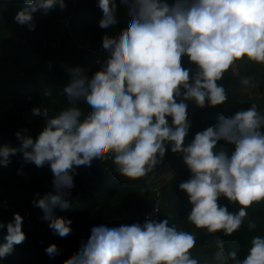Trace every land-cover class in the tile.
<instances>
[{"label":"clouds","instance_id":"1","mask_svg":"<svg viewBox=\"0 0 264 264\" xmlns=\"http://www.w3.org/2000/svg\"><path fill=\"white\" fill-rule=\"evenodd\" d=\"M23 2L14 20L29 30L36 28V13L65 8V0ZM97 6L104 63L90 76L79 65L65 66L70 79L62 91L69 106L52 116L48 107L33 106L31 114L43 118V129L35 138L26 128L17 131V147L0 145V166H9L18 152L24 163L50 166L53 191L37 193L32 204L66 242L72 222L57 210L68 208L78 169L111 158L120 176L136 180L156 169L170 148L191 173L179 184L192 206L187 220L208 233L232 235L247 209L264 201V114L255 104L221 113L186 142L192 127L186 101L200 108L223 105L227 92L217 82L230 68L243 60L264 65V0H119L130 23L115 35L110 30L118 23L116 0H97ZM183 57L195 71L182 65ZM241 83L248 87L251 80ZM221 197L239 210L230 212L218 202ZM23 221L19 212L0 221V229L6 228L0 261L26 240ZM248 227L255 224L249 221ZM195 245V235L168 218L102 224L64 264H200L192 255ZM216 248L214 264H264V235L251 239L243 259L226 251L223 241ZM45 251L54 259L59 249L50 243Z\"/></svg>","mask_w":264,"mask_h":264},{"label":"trees","instance_id":"2","mask_svg":"<svg viewBox=\"0 0 264 264\" xmlns=\"http://www.w3.org/2000/svg\"><path fill=\"white\" fill-rule=\"evenodd\" d=\"M11 1L8 3L0 0V145L17 147V131L26 128L28 134L35 138L44 127L43 118L31 114L33 106L48 107L50 116L69 106L62 91L70 79L65 66L79 65L90 76L102 66L105 56L100 45L103 35V30L99 27L102 10L98 6L94 7L83 0H65L63 10L53 9L47 16L36 13V28L29 30L26 25L15 24L14 20L17 12L25 6L23 0ZM93 1L97 4V0ZM116 3L118 23L115 30H110L113 35L126 31L130 23L126 12L119 8V0ZM65 21L72 31L96 48L95 53L75 57L69 55L61 45L51 46V33H56L60 23ZM10 34H13L15 40L9 37ZM182 65L195 71L196 66L187 57L182 58ZM259 69V65L247 60L237 62V73L230 68L217 82L227 92L228 99L223 105L200 108L194 101H186L192 122L186 142L196 132L215 124L221 113L231 115L255 104L264 114V105L241 91L242 78L250 79ZM225 147L231 149L230 145ZM170 155L167 153L166 157L170 159ZM21 167L22 175L17 174V169ZM78 171L89 176L87 183L83 188L71 190L66 210H57V215L72 222V232L65 242L53 234L48 222L41 219L42 210L32 204L37 193L43 195L49 192L41 180V167H36L34 163H24L22 153L19 152L13 156L9 166H0V192L4 193L0 198H6L7 195L10 204L25 205V210L34 217L32 229L25 232L26 240L16 245L13 252L0 261V264H60V250L54 259H50L45 251L49 244H38L39 230L48 232L50 239L55 238L62 245H73L86 243L95 226L103 224L117 227L145 221L144 214L150 208L153 196L147 176L136 180L120 176L111 158L99 165L93 164L90 170ZM190 175L189 169L184 165L179 170L180 181L168 186L164 195L162 194L160 219L168 218L178 229L195 235L196 245L191 251L198 261L213 259L218 240L223 241L226 251H236L239 258L243 259L251 239L256 235H264V201L253 203L247 209L244 224L230 236L222 232L198 230L187 220L192 206L186 193L179 189V184L188 180ZM218 202L227 205L230 212H237L240 207L230 203L226 197H221ZM14 205V208L24 210ZM8 217L7 214L0 215V221L7 223ZM249 221L255 224L254 229H249ZM5 235L6 228L0 229V243L4 242Z\"/></svg>","mask_w":264,"mask_h":264},{"label":"rangeland","instance_id":"3","mask_svg":"<svg viewBox=\"0 0 264 264\" xmlns=\"http://www.w3.org/2000/svg\"><path fill=\"white\" fill-rule=\"evenodd\" d=\"M77 2L78 0H74ZM80 1V0H79ZM86 1L87 4H90L94 7L97 6L96 2L93 0H83ZM93 1V2H92ZM6 2L11 3V0H6ZM8 6V5H7ZM17 24V22L15 23ZM19 24V23H18ZM10 38L15 40V37L13 34L9 35ZM52 42L51 46H58L61 45L66 48V51L69 55L79 57V56H91V54L96 52V48L89 44L85 39H83L78 33H75L71 30V27L67 21L60 23L59 27L57 28L56 33H51ZM46 42V41H45ZM253 64H256L252 62ZM259 65L260 69L257 73H254L251 77V85L248 87H245L242 85L241 91L243 93H246L250 98L254 100L260 101L264 105V65ZM262 67V68H261ZM235 73H237V64L232 68ZM170 153L171 158H167L165 155V160L163 158L162 162L157 166L156 169H154L151 173L148 174V176H151L154 181L150 182V185L154 183L155 185L152 186V190H154V187L159 188L161 191V194L164 195L165 191L167 190V187L172 186L176 182L180 181L179 178V170L185 165L183 162L182 155L179 153H172L170 148L166 152ZM42 175L41 180L42 183L46 186V189L50 192L53 191L52 189V179L53 174L51 172L50 166L47 164L43 167H41ZM89 176L80 172L76 171L74 174V187L72 190H76L79 188H83L85 184L88 181ZM0 195H4V193L0 192ZM5 197L10 200V198L5 195ZM153 200V196H152ZM163 200V197H162ZM10 203V202H9ZM12 205V204H11ZM14 205V204H13ZM12 205V206H13ZM17 206V205H14ZM17 207L25 208V205H18ZM32 214V213H31ZM33 216V215H32ZM34 218V217H33ZM9 221L11 217L9 216L7 218ZM35 220V219H34ZM198 230H205V229H199ZM38 238H42L44 240V244H50V243H56L58 246V249L60 250V264H64V262L68 259H71L75 257L78 254V251L83 243H75L73 245H62L61 242H59L55 238H49V233L45 232L44 230H39V233L37 234ZM200 264H214V260H200Z\"/></svg>","mask_w":264,"mask_h":264},{"label":"built area","instance_id":"4","mask_svg":"<svg viewBox=\"0 0 264 264\" xmlns=\"http://www.w3.org/2000/svg\"><path fill=\"white\" fill-rule=\"evenodd\" d=\"M161 190L159 188L154 187L153 190V200L151 201V206L148 209V211L144 214V220L146 218H155L160 219V208L162 204V194L160 192ZM158 208L159 210L156 211L155 209ZM19 212L24 217L23 221V231H29L33 227V218L32 215L23 209H16L14 208L6 198H0V215H9L11 217V220L13 219L14 213ZM44 243V240L42 238H39L38 244L42 245Z\"/></svg>","mask_w":264,"mask_h":264},{"label":"crops","instance_id":"5","mask_svg":"<svg viewBox=\"0 0 264 264\" xmlns=\"http://www.w3.org/2000/svg\"><path fill=\"white\" fill-rule=\"evenodd\" d=\"M147 178L149 179V181L151 180L150 182L154 181V179H155V178L152 179V177L151 176H148V175H147ZM153 185H155V184L152 183L151 186H153Z\"/></svg>","mask_w":264,"mask_h":264}]
</instances>
